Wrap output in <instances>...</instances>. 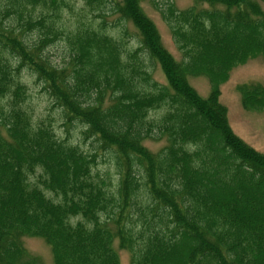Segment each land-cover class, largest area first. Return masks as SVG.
I'll return each instance as SVG.
<instances>
[{"label": "trees", "instance_id": "trees-1", "mask_svg": "<svg viewBox=\"0 0 264 264\" xmlns=\"http://www.w3.org/2000/svg\"><path fill=\"white\" fill-rule=\"evenodd\" d=\"M82 1L87 11L74 0H0V264H41L29 237L48 244L54 264H121L116 242L131 264H264V154L234 133L220 101L231 71L264 57L259 0L184 10ZM61 43L57 66L46 51ZM23 71L56 118L34 119ZM198 76L210 82L206 98L189 82ZM239 91L246 110L264 111L263 86ZM78 126L90 150L73 142ZM146 140L166 145L152 152Z\"/></svg>", "mask_w": 264, "mask_h": 264}, {"label": "rangeland", "instance_id": "rangeland-1", "mask_svg": "<svg viewBox=\"0 0 264 264\" xmlns=\"http://www.w3.org/2000/svg\"><path fill=\"white\" fill-rule=\"evenodd\" d=\"M158 1L162 4H166L170 0ZM171 2H173L180 10L194 6V0H171ZM259 2L264 8V0H259ZM142 6L147 16H149L156 24L164 47L176 60L181 61V53L178 51L170 29L167 23L162 19L160 12H158L154 6L147 1L143 2ZM203 6L207 7L208 5ZM74 8L76 11H81V8L87 11L82 0H74ZM64 14V22L67 27H70L73 22V17L68 12H64ZM88 18H90V16ZM107 20L110 22L113 18L109 15L107 16ZM129 29L132 36L128 40L127 47L128 49H134L137 46L136 39L133 37L136 33L133 27L130 26ZM111 33L116 35V30ZM32 35L29 36L30 39L35 37V34ZM63 47L64 44L61 43L54 47H50L46 51L54 65H62L65 56ZM159 66H157L153 72V77L158 82L165 84V77ZM22 81L27 84L30 89V104L33 109L34 119L47 120L48 117L56 118V111H50L52 106L51 102L41 91V86L36 84V78L28 71H23ZM189 82L202 97H208L210 94V82L206 77H190ZM243 85H261L264 87V57L250 59L245 64L235 67L231 71L228 81L221 86L220 97L221 103L228 110L229 123L235 134L257 151L264 153V111H249L244 108L239 91V88ZM54 125L56 132L61 136L62 133H64V130L61 128L59 120H55ZM80 130L81 127L79 126L72 130V133H74L72 138L73 142L80 144L85 150H90L89 144H82L77 137ZM144 144L152 152H159L166 145V141L156 142L146 140ZM103 167L104 166L101 168ZM23 245L31 256L40 260L41 264H54L51 249L43 239L37 237L24 238ZM115 249L119 254L121 264H131V255L127 251L122 250L119 247L118 242L115 243Z\"/></svg>", "mask_w": 264, "mask_h": 264}]
</instances>
